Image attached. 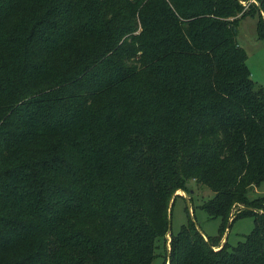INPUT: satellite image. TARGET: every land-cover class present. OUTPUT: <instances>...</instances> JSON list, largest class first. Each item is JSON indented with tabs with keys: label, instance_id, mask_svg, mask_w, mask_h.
Segmentation results:
<instances>
[{
	"label": "trees",
	"instance_id": "1",
	"mask_svg": "<svg viewBox=\"0 0 264 264\" xmlns=\"http://www.w3.org/2000/svg\"><path fill=\"white\" fill-rule=\"evenodd\" d=\"M257 1L0 0V264H151L189 180L217 235L253 227L215 248L188 218L166 264H264V196H247L264 89L235 38L255 12L264 37Z\"/></svg>",
	"mask_w": 264,
	"mask_h": 264
},
{
	"label": "rangeland",
	"instance_id": "2",
	"mask_svg": "<svg viewBox=\"0 0 264 264\" xmlns=\"http://www.w3.org/2000/svg\"><path fill=\"white\" fill-rule=\"evenodd\" d=\"M257 3V0H241V4L244 7H250L251 10H254ZM260 15H263V13L260 12ZM258 19L257 12L242 17L239 21L235 38L237 44L246 52L245 63L250 71V77L264 89V37L260 38L257 34ZM175 195L174 201H171L172 204L170 205L169 232L164 235V241L163 239H159L157 252L160 256L155 257L151 264H166L165 256L170 248V233H176L188 218L192 219L206 235L212 238L217 235L220 218L209 216L200 207L203 201L211 196L210 190H201L193 180H189L187 188L177 189ZM247 196L251 199L257 196H264V181L258 186L248 187ZM236 207L241 208L243 206L236 205L232 209L228 222L236 215ZM254 209L262 211L264 203L262 207L256 206ZM252 227L253 218L251 216L247 215L235 218L229 227L217 235L219 236V242L215 248L221 246L226 240L229 245H236L238 241L250 233ZM162 243H164L165 249Z\"/></svg>",
	"mask_w": 264,
	"mask_h": 264
},
{
	"label": "water",
	"instance_id": "3",
	"mask_svg": "<svg viewBox=\"0 0 264 264\" xmlns=\"http://www.w3.org/2000/svg\"><path fill=\"white\" fill-rule=\"evenodd\" d=\"M170 221L168 222V227H169ZM197 226V225H196ZM198 227V226H197ZM199 228V227H198Z\"/></svg>",
	"mask_w": 264,
	"mask_h": 264
}]
</instances>
